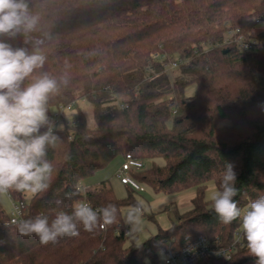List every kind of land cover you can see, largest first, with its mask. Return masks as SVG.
Returning a JSON list of instances; mask_svg holds the SVG:
<instances>
[{
    "label": "trees",
    "instance_id": "16d2710c",
    "mask_svg": "<svg viewBox=\"0 0 264 264\" xmlns=\"http://www.w3.org/2000/svg\"><path fill=\"white\" fill-rule=\"evenodd\" d=\"M29 2L41 17L32 36L44 39L40 47L47 57L34 75L69 78L49 99V121L55 108L85 99L94 125L88 126L77 105L79 125L54 130L60 140L48 150L54 165L49 188L29 201L27 192L9 194L25 206L24 218L43 213L51 219L56 211L70 212L74 200L82 198L94 209L115 204L118 216L105 229L98 225L88 232L78 225V236L42 245L34 234L21 236L15 225H6L0 203V264H158L161 253L182 252L201 237L214 248H237L231 261L211 259L210 264H255L244 236L237 243L240 221L221 223L206 191L210 182L218 188L230 163L237 173L239 207L264 195V48L241 53L225 43L229 29L264 39V31L252 34L256 22L264 20V0ZM3 39L13 47H33L23 36ZM175 59L183 65L171 80L165 64ZM190 86L195 91L189 97ZM225 121L230 125L221 127ZM127 154L150 162L132 176L156 193L196 191L192 209L176 213L177 225L158 228L140 244L125 236L123 210L137 203L130 188L120 200L106 180L66 199ZM57 201L63 204L58 207Z\"/></svg>",
    "mask_w": 264,
    "mask_h": 264
},
{
    "label": "clouds",
    "instance_id": "9594fccd",
    "mask_svg": "<svg viewBox=\"0 0 264 264\" xmlns=\"http://www.w3.org/2000/svg\"><path fill=\"white\" fill-rule=\"evenodd\" d=\"M40 20V15L31 11L29 0H0V195L9 191H46L54 171L47 158L48 150L58 146L60 137L49 121L48 102L60 93L61 85L67 86L69 78L64 74L57 79L47 72L34 75L47 60L40 47L44 39L32 36L39 30ZM18 36L24 37L25 45L32 43L31 51L27 47H13L3 39ZM236 185L237 173L227 163L218 188L209 193L210 210L225 225L239 220L249 254L256 258L255 264H264V195L241 208L234 199L239 195ZM80 195L77 188L66 199L74 200ZM62 204L57 201L58 207ZM143 213L144 205L140 202L128 209L124 222L131 225L130 232L138 230ZM117 216L115 204L94 209L82 198L74 200L70 212L56 211L51 219L40 213L32 218L14 219L12 224L19 235L34 234L42 245H47L65 236H78V225L92 232L98 225L115 223Z\"/></svg>",
    "mask_w": 264,
    "mask_h": 264
},
{
    "label": "built area",
    "instance_id": "2783aa9c",
    "mask_svg": "<svg viewBox=\"0 0 264 264\" xmlns=\"http://www.w3.org/2000/svg\"><path fill=\"white\" fill-rule=\"evenodd\" d=\"M225 43L234 44L241 53H250L257 48H264V39L257 37L247 38L239 29H229L226 33ZM157 58V56L155 57ZM183 65L182 60L175 59L165 64V71L168 75L177 71ZM87 103V100H77L68 106H59L52 111L50 117V123L54 130H61L67 126L76 127L79 125V118L76 106H80L81 103ZM176 112L173 113L175 115ZM147 169L145 161L139 160L127 154L124 156V160L117 172V179L123 186L130 188L134 193L145 192L144 186L138 183L132 176V172H140ZM81 192L85 189L80 185L78 187ZM11 204L10 212L6 225H14L12 221L24 218L25 206L22 203L15 202L11 195L4 194ZM19 213V215H18ZM101 229H105L101 226ZM130 232L127 230L125 236L128 237ZM243 232L240 228L237 234V243H240L243 238ZM237 248L232 246L228 249L214 248L210 241L201 237L199 240L190 244L182 252H171L164 257V264H210L211 259L221 261H231Z\"/></svg>",
    "mask_w": 264,
    "mask_h": 264
},
{
    "label": "rangeland",
    "instance_id": "374dc122",
    "mask_svg": "<svg viewBox=\"0 0 264 264\" xmlns=\"http://www.w3.org/2000/svg\"><path fill=\"white\" fill-rule=\"evenodd\" d=\"M264 31V20L261 22H256V26L252 30L253 35H257L258 33ZM174 74L170 73L169 77L171 80L174 79ZM194 86H190L186 94L187 96H192L194 94ZM81 100V99H79ZM83 100V99H82ZM81 111L84 112V115L86 116L88 126L92 127L94 125L93 121V113L91 110V107L87 103H81L80 104ZM229 122L225 121L220 126H229ZM147 164V168L150 166V162H145ZM158 164L163 165L162 160L157 161ZM117 164L113 163L107 167L104 174L100 172L98 175H106L110 178L113 191L115 196L120 199H126L128 195V188L121 185L120 181L117 180L115 177V169ZM144 186L145 192L143 193H134V198L137 202H140L144 205V213L142 215L140 224L138 226V230L135 232H130L131 225L126 224L124 222V216L128 209L130 207H127L123 210V223L126 227V230L130 232V241L134 240L136 244H140L147 240L149 237L154 236L158 232V228L162 229H168L173 224L177 225L178 220L176 213L180 215H184L188 211L192 209L191 200L195 196V189L191 188L184 192L180 193H156L152 188L148 186ZM216 188L215 184L213 182H210L207 184V191H206V201L210 202L208 199L209 193ZM34 194L27 192L25 194V198L27 201H29ZM0 203L5 210V212L8 214L11 209V204L6 198L4 194L0 195ZM166 255L160 254V258L158 261V264H164V257ZM163 257V258H162Z\"/></svg>",
    "mask_w": 264,
    "mask_h": 264
},
{
    "label": "crops",
    "instance_id": "0c3cea01",
    "mask_svg": "<svg viewBox=\"0 0 264 264\" xmlns=\"http://www.w3.org/2000/svg\"><path fill=\"white\" fill-rule=\"evenodd\" d=\"M123 160H124L123 157H119V158H117L115 161H113V162L111 163V164H113V163H116V164H117L116 169H115V177H116V175H117V172H118V170H119V168H120V166H121ZM111 164H110V165H111ZM106 169H107V168H106ZM106 169H105V170H106ZM105 170L100 171V172H101L102 174H104ZM100 172L96 173L95 176H93L92 178L86 180L84 183H82L81 186L86 190L87 188L94 187V186L100 184V183L103 182V181L110 180V178H109L108 176H106V175H98V174H100ZM116 178H117V177H116ZM117 180H118V179H117ZM110 181H111V180H110ZM111 184H112V183H111ZM121 185H122V184H121ZM122 186H123V185H122ZM124 187H126V186H124ZM126 188H128V187H126ZM195 193H196V191H195ZM175 224H176V223H175ZM175 224H173V225H175ZM173 225H172V226H173ZM172 226H171V227H172ZM171 227H170V228H171ZM168 229H169V228H168Z\"/></svg>",
    "mask_w": 264,
    "mask_h": 264
}]
</instances>
